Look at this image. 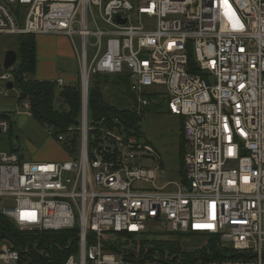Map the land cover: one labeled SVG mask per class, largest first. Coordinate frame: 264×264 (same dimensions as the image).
Here are the masks:
<instances>
[{
	"label": "built area",
	"instance_id": "built-area-1",
	"mask_svg": "<svg viewBox=\"0 0 264 264\" xmlns=\"http://www.w3.org/2000/svg\"><path fill=\"white\" fill-rule=\"evenodd\" d=\"M23 33L75 46L80 152L55 162L0 150L4 215L21 230H76L64 264H264V0H0V36ZM124 73L132 110L164 101L184 118L180 181L158 187L138 163L160 157L152 144L89 120L91 76ZM12 124L0 117V142ZM162 232L207 242L187 257L156 246ZM22 251L2 246L0 261L34 264Z\"/></svg>",
	"mask_w": 264,
	"mask_h": 264
},
{
	"label": "trees",
	"instance_id": "trees-1",
	"mask_svg": "<svg viewBox=\"0 0 264 264\" xmlns=\"http://www.w3.org/2000/svg\"><path fill=\"white\" fill-rule=\"evenodd\" d=\"M16 36L15 50L18 54L17 63L11 68L13 82L19 94L18 104H29V112L39 123L47 126L49 132L59 141L64 150L76 158L80 152V125L82 112V87L81 79L75 84L59 85L57 81L39 80L34 77L36 69V38L35 34H18ZM193 58L191 57V61ZM191 71H194L193 69ZM123 85V93L134 100L130 92V75L124 74H94L89 85V113L92 115V123L100 125H116L127 127L129 133L134 132L142 136L141 121L146 113L159 111L162 107L153 104L145 107L140 113L131 108H120L107 101L103 93L106 83ZM161 106V107H160ZM0 117L11 118L8 113H0ZM183 140L184 130H183ZM14 150V149H10ZM15 151V150H14ZM183 171L184 174V154ZM206 238L205 235H202ZM0 237L8 238L14 248L28 245V251H22V259L34 264H64L68 256L72 254L77 244L76 230L41 231L21 230L1 211L0 200ZM213 239V238H211ZM156 246L162 249L169 248L172 253H181L191 257V253L181 252L178 241L162 239L155 241ZM42 251L44 253L42 254Z\"/></svg>",
	"mask_w": 264,
	"mask_h": 264
},
{
	"label": "rangeland",
	"instance_id": "rangeland-1",
	"mask_svg": "<svg viewBox=\"0 0 264 264\" xmlns=\"http://www.w3.org/2000/svg\"><path fill=\"white\" fill-rule=\"evenodd\" d=\"M149 27L155 25L152 19L148 23ZM16 47V36L2 35L0 36V68L3 66L5 52L8 49ZM11 70V69H10ZM0 72H10L4 68ZM114 76V74H111ZM8 81L0 80V101L4 103L0 106V112L8 113L13 121L12 130L4 136L0 142V150H7L13 147L19 154L28 161H55L43 159L41 156L44 151H56L63 153L62 144L50 134L49 128L39 123L31 116L29 107H26L24 102L18 104V90H9L6 87ZM123 85L106 83L103 86V93L107 101L117 105L120 108H131L133 105L132 99L128 98L123 91ZM159 111L148 112L143 117L140 125L144 142L152 144L158 151L160 157L144 158L138 163L149 170L156 173L155 182L158 187H163L169 180L180 181L183 171V151L186 148L183 140V124L184 118L180 115L172 114L169 111L167 102H162ZM89 120H92L91 112ZM92 122V121H91ZM78 157V156H77ZM76 157V158H77ZM66 159V158H65ZM68 160V159H66ZM65 161V160H64ZM58 162V161H55ZM139 188H153L151 183L140 181L135 183ZM171 186L169 190H173ZM3 206L6 204V199L2 200ZM25 231V230H24ZM152 239H168L179 242L181 252H192L204 246L207 238L200 235H177L176 233L165 234L159 233L151 236ZM11 241L8 238L0 237V248L2 246H11ZM78 256V253H75ZM78 259V257H77ZM0 264H5L0 261Z\"/></svg>",
	"mask_w": 264,
	"mask_h": 264
},
{
	"label": "crops",
	"instance_id": "crops-1",
	"mask_svg": "<svg viewBox=\"0 0 264 264\" xmlns=\"http://www.w3.org/2000/svg\"><path fill=\"white\" fill-rule=\"evenodd\" d=\"M35 38L37 60L34 77L36 79L61 80L62 85L75 84L81 79L80 60L74 44L67 36L36 34ZM3 103V101H0V106H3L1 105ZM11 149L14 148L12 147ZM41 156L43 159L55 161H64L72 158L65 150L63 153L44 151Z\"/></svg>",
	"mask_w": 264,
	"mask_h": 264
},
{
	"label": "water",
	"instance_id": "water-1",
	"mask_svg": "<svg viewBox=\"0 0 264 264\" xmlns=\"http://www.w3.org/2000/svg\"><path fill=\"white\" fill-rule=\"evenodd\" d=\"M17 61H18V54H17L16 50L8 49L5 52V57H4V60H3V68L5 70H10L17 63ZM6 87L9 90H11V89H14L15 84H14L13 81H8L7 84H6Z\"/></svg>",
	"mask_w": 264,
	"mask_h": 264
}]
</instances>
